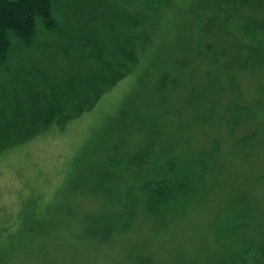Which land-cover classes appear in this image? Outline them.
Instances as JSON below:
<instances>
[{"label":"rangeland","instance_id":"rangeland-1","mask_svg":"<svg viewBox=\"0 0 264 264\" xmlns=\"http://www.w3.org/2000/svg\"><path fill=\"white\" fill-rule=\"evenodd\" d=\"M164 1L73 0L72 25L13 45L0 264H264V0ZM150 24L151 65L133 47L90 106L23 139L41 92L91 79L96 50ZM172 172L187 194L154 207L146 181Z\"/></svg>","mask_w":264,"mask_h":264},{"label":"trees","instance_id":"trees-1","mask_svg":"<svg viewBox=\"0 0 264 264\" xmlns=\"http://www.w3.org/2000/svg\"><path fill=\"white\" fill-rule=\"evenodd\" d=\"M71 1L73 0H0V74L9 65V55L13 45L29 47L37 41L41 32L52 35L62 23L70 25L74 23L75 20L72 19L68 10ZM147 3L160 7L166 5L163 4L164 0H148L145 5ZM126 16L129 20L132 19L129 14ZM151 34L153 33L150 24L142 29L140 34L120 40L109 52L108 60L102 56V49L96 50L95 60H100L101 65L105 63L107 65L99 67L95 74L91 73L93 76L86 80V83L82 81L70 88L62 87L60 89L50 86L48 90L41 92V97L31 102L39 109L40 114H35V111L30 113L32 119L36 120V124L28 128L27 136L23 139L29 138L34 129L40 125L43 126L42 129L50 123L60 125L67 118L90 106L101 94L105 84L119 79L124 75V72L130 71L129 66L122 68L121 62L127 60L133 47H138L136 56L132 60L133 67L140 68L139 65L143 60L145 65L147 62L151 65L154 59L152 57L154 56L152 55L153 50L158 49L155 39L150 40ZM138 60L140 63L135 65ZM175 61L182 65L185 63L177 58ZM144 68L143 70H145ZM150 68L151 66H148V71ZM2 104H5V98L0 105ZM0 115L3 116V114ZM181 182L180 177L172 172L168 176L153 177L147 180L144 186L147 193L151 195L154 207H159L165 204L171 196L182 198L187 194L184 192L185 187Z\"/></svg>","mask_w":264,"mask_h":264}]
</instances>
